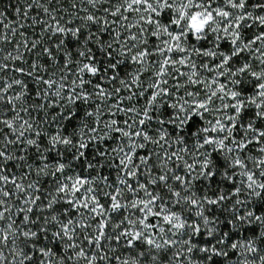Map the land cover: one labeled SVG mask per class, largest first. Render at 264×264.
Here are the masks:
<instances>
[{
	"label": "snow or ice",
	"instance_id": "snow-or-ice-1",
	"mask_svg": "<svg viewBox=\"0 0 264 264\" xmlns=\"http://www.w3.org/2000/svg\"><path fill=\"white\" fill-rule=\"evenodd\" d=\"M0 264H264V0H0Z\"/></svg>",
	"mask_w": 264,
	"mask_h": 264
}]
</instances>
